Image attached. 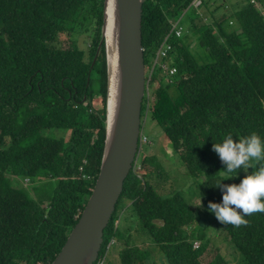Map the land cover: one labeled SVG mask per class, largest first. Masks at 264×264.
I'll list each match as a JSON object with an SVG mask.
<instances>
[{"label": "trees", "instance_id": "obj_1", "mask_svg": "<svg viewBox=\"0 0 264 264\" xmlns=\"http://www.w3.org/2000/svg\"><path fill=\"white\" fill-rule=\"evenodd\" d=\"M194 1L144 3L142 112L162 128L208 205L221 202L215 186L225 167L212 143L227 133L234 142L252 132L264 139V16L251 0H200L206 22ZM104 3L0 0V264H52L95 187L106 139ZM66 37L69 45L62 47ZM165 42L173 50L164 61L177 68L171 78L153 69ZM140 153L121 197L130 203L123 219L134 227L120 229L123 210H116L98 264L116 252L118 264H204L211 240L205 217L228 253L217 252L206 264H264V212L245 215L238 226L222 224L168 187L157 157ZM242 172L223 183L238 184L247 175L237 177ZM15 178L39 182L34 195L31 186L14 185ZM135 227L143 250L133 243Z\"/></svg>", "mask_w": 264, "mask_h": 264}, {"label": "water", "instance_id": "obj_2", "mask_svg": "<svg viewBox=\"0 0 264 264\" xmlns=\"http://www.w3.org/2000/svg\"><path fill=\"white\" fill-rule=\"evenodd\" d=\"M146 0H105L107 127L95 187L78 223L52 264H94L139 153L145 91L142 44ZM115 51V61H110ZM114 67L110 72V67ZM111 118V119H110Z\"/></svg>", "mask_w": 264, "mask_h": 264}, {"label": "rangeland", "instance_id": "obj_3", "mask_svg": "<svg viewBox=\"0 0 264 264\" xmlns=\"http://www.w3.org/2000/svg\"><path fill=\"white\" fill-rule=\"evenodd\" d=\"M255 4H253L251 2L252 5H254L256 7V9L259 11L260 14H262L264 16V2L258 1V0H253ZM199 2V0H195L193 3V6L195 7V5H197V3ZM227 2V1H226ZM211 9L212 7H215L213 5L209 6ZM208 12L204 9L201 8V10L199 11V15L206 21V17ZM234 24H236V21H234ZM238 33H240V29H238ZM63 42V46H68V42L67 41V37L63 38L61 40ZM85 43L80 42V48L84 49L85 48ZM195 48V46L193 47V49ZM158 54V53H157ZM158 57V56H157ZM162 60V58H160ZM160 60V61H161ZM95 97L96 98V106L97 109H101L103 107V95H97ZM106 127H107V117H106ZM144 136H143V134ZM142 132L140 134V138H139V152L141 150V152L146 153L147 155L150 156H155L160 160V165L164 168L163 172L166 174V178L169 180L170 184L168 185V187L171 186V188L173 189H177L179 191L182 192L183 196L190 202L193 201L194 204L197 205H201V206H205V213L209 212L207 210V205L205 204V202L201 199V192L198 186V182L195 181L194 179L188 174L187 169L181 164L180 160L178 159V157H176L174 152L170 151V146L168 144V141L163 139V130L160 126H158L152 119V117L150 116V113H146L143 114L142 112ZM58 133V132H57ZM46 136H51V133H46ZM69 136H67L68 139ZM146 137V138H145ZM166 143V147L164 146ZM140 153V158L142 159L144 154ZM139 154V153H138ZM140 162L138 161V165L140 166ZM249 170L247 171H243L241 174L237 175V177H240L242 175L245 174H249ZM167 172V173H166ZM32 181H30L29 179L25 180V178H15L14 179V185H18V186H23L25 188H30L28 189L30 194L33 196L34 195V187L37 186V184L39 182L35 181L31 184ZM159 183L162 184V180L159 179ZM129 202L125 201L121 198L120 202L117 205V211H119L121 209L122 212V217L121 219H119L116 222V225L120 228V229H126L127 231H131V228L134 227V222L132 219L125 221L123 219L124 215L128 212L127 210V206H129ZM115 216V215H114ZM200 216H202V214L200 213ZM205 220L203 221V226L205 229H210L211 230V234L209 232H207L205 229H203L202 227H200L198 224H194L193 229L195 230H201L203 229V231H206L207 234L209 233L211 236V240H210V245L208 248L209 254L204 256L202 258V262L204 264L208 263L209 261L212 260V257L217 253V252H222L223 254H227V251L225 249V243L222 241L221 238H217V236L215 237L216 233L214 230L211 229L210 226V219L205 217ZM200 221V220H199ZM111 226V224H110ZM110 226L106 229L105 231V237H108L109 234V228ZM136 229V227L134 229H132V233L134 232V230ZM130 232H128L129 234ZM214 235V236H212ZM132 240L133 243H139L140 248L143 250V248H145V245L143 244V234L141 233V230L136 231L133 233L132 235ZM219 239V240H218ZM115 240V239H114ZM114 240L111 242V246L114 243ZM116 242V240H115ZM199 242V241H198ZM202 243V242H200ZM111 248V247H110ZM226 255V257H227ZM118 252L114 253L113 255L111 253H109V256L105 259L104 264L107 263L108 259H110L112 261L113 264H118ZM230 258V257H228ZM227 258V259H228ZM232 260V259H231ZM231 264H238L237 261H232Z\"/></svg>", "mask_w": 264, "mask_h": 264}, {"label": "clouds", "instance_id": "obj_4", "mask_svg": "<svg viewBox=\"0 0 264 264\" xmlns=\"http://www.w3.org/2000/svg\"><path fill=\"white\" fill-rule=\"evenodd\" d=\"M160 76L173 77L163 70ZM233 138L231 133H227L219 142L212 143V150L225 167L219 171L224 179L215 186L221 191V202L209 201L207 210L220 223L238 226L246 222L243 219L245 215L264 212V163H259L264 161V139L255 132L240 136L235 142ZM254 162L259 163V167L245 175L238 184L223 183L234 177L233 173L247 171Z\"/></svg>", "mask_w": 264, "mask_h": 264}, {"label": "bare ground", "instance_id": "obj_5", "mask_svg": "<svg viewBox=\"0 0 264 264\" xmlns=\"http://www.w3.org/2000/svg\"><path fill=\"white\" fill-rule=\"evenodd\" d=\"M194 7V6H193ZM200 7V8H199ZM203 7V4L201 3V1L199 0V2L197 3V5H195L194 8L197 9V12L199 13V11L201 10V8ZM143 33V32H142ZM177 34L180 36L181 35V32L178 31ZM143 41V39H142ZM143 44V43H142ZM173 46L169 45L167 42L164 43V45L161 47L160 51H158V57H157V60L155 61V65L153 66V69L156 70V69H161L163 70L165 67H169L168 64H166V62L164 61V58L166 57L165 56V51L169 50V49H172ZM144 49V48H143ZM145 55V54H144ZM115 58H116V54H115V51H110V61H115ZM162 58V60L160 59ZM144 60H145V56H144ZM161 60V61H160ZM114 70V67L112 65V67H110V72L112 73ZM146 91H147V70H146V63H145V91H144V97H143V102H142V111H143V103H144V99H145V96H146ZM142 111H141V132H142ZM111 119V118H110ZM143 134V132H142ZM144 136V134H143ZM140 138V137H139ZM146 138V137H145ZM137 160V159H136ZM136 162V161H135ZM134 162V164H135ZM133 164V166H134ZM117 210V209H116ZM115 214V213H114ZM196 245H199V243H196ZM99 257H100V254H99ZM99 257L97 258V260L99 259ZM96 260V261H97Z\"/></svg>", "mask_w": 264, "mask_h": 264}, {"label": "built area", "instance_id": "obj_6", "mask_svg": "<svg viewBox=\"0 0 264 264\" xmlns=\"http://www.w3.org/2000/svg\"><path fill=\"white\" fill-rule=\"evenodd\" d=\"M251 2H252L253 4H255L253 0H251ZM172 50H173V47H172V49H169V50L165 51V56H166L168 59L170 58V55H169V54H170V52H172ZM163 71H164V72H169L170 76H174V75L177 73V68L172 67V66H169V67H165V68L163 69ZM95 264H98V263L96 262Z\"/></svg>", "mask_w": 264, "mask_h": 264}, {"label": "crops", "instance_id": "obj_7", "mask_svg": "<svg viewBox=\"0 0 264 264\" xmlns=\"http://www.w3.org/2000/svg\"><path fill=\"white\" fill-rule=\"evenodd\" d=\"M227 1V2H226ZM225 2H226V4L228 5V4H231V3H233L234 2V0H225ZM251 2V1H250ZM222 14V12L220 11V12H218L217 14H216V16L218 17V16H220ZM210 18H211V21H213V18L211 17V15H210ZM207 20L208 19H206V22H207Z\"/></svg>", "mask_w": 264, "mask_h": 264}]
</instances>
